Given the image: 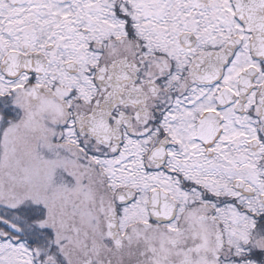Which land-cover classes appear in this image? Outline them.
Segmentation results:
<instances>
[{
  "label": "flooded vegetation",
  "instance_id": "af4514ba",
  "mask_svg": "<svg viewBox=\"0 0 264 264\" xmlns=\"http://www.w3.org/2000/svg\"><path fill=\"white\" fill-rule=\"evenodd\" d=\"M0 164V264H264V0H0Z\"/></svg>",
  "mask_w": 264,
  "mask_h": 264
},
{
  "label": "rangeland",
  "instance_id": "374dc122",
  "mask_svg": "<svg viewBox=\"0 0 264 264\" xmlns=\"http://www.w3.org/2000/svg\"><path fill=\"white\" fill-rule=\"evenodd\" d=\"M7 140V139H6ZM7 144H9V140H7ZM3 148V147H2ZM5 152H9V150L8 149H6V151ZM243 160L242 161H244L245 163H247V160H248V158L246 157V156H244L243 155ZM243 163V162H242ZM242 166H244V165H242ZM9 167H11V165H9V164H0V168H1V170H2V175L3 174H5V173H7L8 171H9ZM21 168L22 169H20V171H25V170H23L24 168H25V166H21ZM241 171H242V168H240V166L238 167V166H236L235 165V162H233V163H230L229 164V166H227V169H226V173H227V179H228V181H229V179L231 178V177H234V176H237V175H239V173H241ZM254 173H256L255 171H254ZM228 181H226V183H228ZM227 186V185H226Z\"/></svg>",
  "mask_w": 264,
  "mask_h": 264
},
{
  "label": "water",
  "instance_id": "95a60500",
  "mask_svg": "<svg viewBox=\"0 0 264 264\" xmlns=\"http://www.w3.org/2000/svg\"><path fill=\"white\" fill-rule=\"evenodd\" d=\"M19 63L22 64L21 65L22 67H25L26 66V61L19 60Z\"/></svg>",
  "mask_w": 264,
  "mask_h": 264
}]
</instances>
